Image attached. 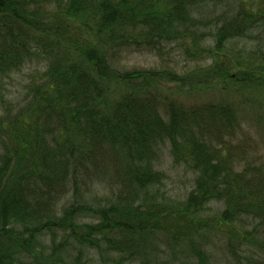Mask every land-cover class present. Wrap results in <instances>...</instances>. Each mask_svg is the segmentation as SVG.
Here are the masks:
<instances>
[{
	"label": "trees",
	"instance_id": "trees-1",
	"mask_svg": "<svg viewBox=\"0 0 264 264\" xmlns=\"http://www.w3.org/2000/svg\"><path fill=\"white\" fill-rule=\"evenodd\" d=\"M194 1L61 0L51 13V0H0V76L30 56L44 55L33 112L53 122L52 129L32 124L34 118L18 120L5 145L0 128V264H45L39 239L46 232H60L51 255L70 241L78 246L67 264H86L83 253L102 244L125 254L152 233L163 234L167 243L183 233L191 242L192 232L182 228L205 220L201 216L211 202L223 203L217 217L223 224L255 217L264 227V166L248 163L238 170L224 139L240 128L236 108L226 101L186 105L166 83L184 77L118 72L107 59L109 49L127 46L130 38L156 46L181 39L189 20L193 24L188 12ZM258 20L250 10L237 12L217 31L214 49L229 37H244ZM70 26L83 35L69 39ZM165 142L174 162L196 174L178 207L146 201L149 189L161 182L153 159ZM101 158L113 166L121 200L98 210L73 203L60 215L41 213L69 178L76 190L78 175L91 173L88 166ZM82 213L96 222H80ZM194 250L203 260L204 253Z\"/></svg>",
	"mask_w": 264,
	"mask_h": 264
},
{
	"label": "rangeland",
	"instance_id": "rangeland-1",
	"mask_svg": "<svg viewBox=\"0 0 264 264\" xmlns=\"http://www.w3.org/2000/svg\"><path fill=\"white\" fill-rule=\"evenodd\" d=\"M54 1L51 0L47 8L51 13L57 10L55 2H61ZM158 8L162 9L160 5ZM190 8L188 14L193 24L190 20L186 24L184 37L157 46L142 43V37L130 38L125 43L127 46L120 44L108 50L109 65L118 72L169 71L184 77L182 82L166 83L172 94L186 105L231 103L236 108L240 128L234 137L224 139L231 144L230 156L235 167L239 170L248 163L264 166V0H195ZM244 9L259 18L256 28L250 29L244 37H229L223 41L221 49H214L217 31ZM81 35L76 26L68 28L69 39ZM45 65L46 58L39 53L26 58L17 70L0 76L3 144L10 142L12 125L18 120L34 118L36 123L32 124H46L53 129L52 120L50 122L39 111L33 112L38 102L35 89L44 80ZM214 71L217 72L215 77ZM153 166L162 177L159 184L149 189L150 196L146 201H162L167 207L180 206L193 188L195 172L182 163L174 162L168 142L159 148ZM112 167L104 158L90 164L88 169L91 173L78 175L76 190L69 178L53 196L51 207L47 205L41 213L60 215L64 205L73 203L95 210L117 203L121 200L117 198L124 192ZM223 208V203L211 202L201 216L205 220L191 228H182L185 232H192L188 235L191 242L184 238L183 233L177 234V239L169 240V243L163 234L152 233L143 244L136 241V245L129 246L125 254L108 250L106 244H102L100 249L85 251L83 260L86 264H264V227L259 220L252 217V220H233V224H223L217 219ZM78 220L96 222L84 213L78 216ZM59 242L60 232L53 236L46 232L40 236L39 243L44 247L47 260L45 264L72 262L78 246L71 241L67 246L60 245V249L51 255V246ZM72 245L75 246L73 249ZM195 247L204 253L203 260L197 257Z\"/></svg>",
	"mask_w": 264,
	"mask_h": 264
}]
</instances>
